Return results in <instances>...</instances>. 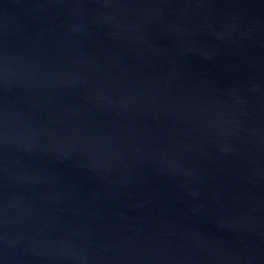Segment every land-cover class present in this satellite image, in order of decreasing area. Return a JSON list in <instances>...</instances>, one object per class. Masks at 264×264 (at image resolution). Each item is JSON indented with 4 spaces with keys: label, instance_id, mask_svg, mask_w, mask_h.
<instances>
[{
    "label": "water",
    "instance_id": "water-1",
    "mask_svg": "<svg viewBox=\"0 0 264 264\" xmlns=\"http://www.w3.org/2000/svg\"><path fill=\"white\" fill-rule=\"evenodd\" d=\"M0 264H264V0H0Z\"/></svg>",
    "mask_w": 264,
    "mask_h": 264
}]
</instances>
